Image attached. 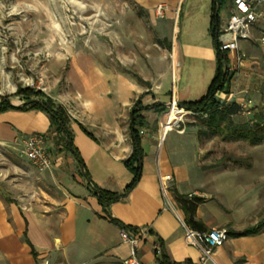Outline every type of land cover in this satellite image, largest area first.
<instances>
[{
    "label": "crops",
    "instance_id": "obj_1",
    "mask_svg": "<svg viewBox=\"0 0 264 264\" xmlns=\"http://www.w3.org/2000/svg\"><path fill=\"white\" fill-rule=\"evenodd\" d=\"M132 1L144 9L157 3L166 4L164 17L168 21L173 18L174 8H178V23L171 42L177 66L172 95L178 102L191 101L186 98L195 82L191 76L194 69L185 68L182 73V56L185 52L194 57V64L205 63L210 68L211 79L215 69V51L209 32L212 0ZM183 3L186 9L195 4L201 12L194 17L188 11L182 14ZM229 7V0L221 6L219 24L226 20ZM180 16L184 19L183 29L178 25ZM263 30L264 20L254 25L250 39L238 42L237 50L226 52L230 78L215 93L219 102L245 104L252 100L249 95L253 96L258 81L255 73L258 60L253 48L262 50L255 38ZM251 40L261 50L251 45ZM91 67L71 75L68 90L47 94L65 107L70 117L72 142L82 164L66 149L54 151L52 168L36 172L40 185L51 189L54 195H48L46 201L32 200L28 204L6 194L0 198V264H44L43 259L46 264H52L55 259L72 264L93 259L122 264V259L128 255L129 247L119 236L122 227L106 217L93 186L121 192L129 183L132 173L123 160L132 150L130 108L140 96L142 105L158 102L166 109L171 95L169 75L157 92H148V87L142 88L128 76L108 75L96 66ZM203 82L200 79L199 89L202 85L206 90L208 84ZM140 114L145 122L137 127L142 153L139 179L122 199L107 208L109 215L122 225L135 230L147 228L138 248L140 264H160L161 253L171 261L201 264L198 247L184 239L180 222L184 213L172 196L173 207L165 203L158 172L171 175L169 186L175 194L202 198L193 213L196 227L190 228L226 230L227 239L213 250L211 260L204 264H264V219H258L259 207L263 205L262 187L260 182L257 185L251 181L256 174L246 170L204 169L195 124L183 123L161 136L162 111L148 108ZM48 128L49 119L40 110L0 112V143L13 142L27 133L42 134ZM52 137L46 139L49 148L53 147ZM257 226L255 232L244 233ZM155 246L161 249L160 254L155 253Z\"/></svg>",
    "mask_w": 264,
    "mask_h": 264
},
{
    "label": "rangeland",
    "instance_id": "obj_2",
    "mask_svg": "<svg viewBox=\"0 0 264 264\" xmlns=\"http://www.w3.org/2000/svg\"><path fill=\"white\" fill-rule=\"evenodd\" d=\"M158 4L164 6L161 16L154 13ZM166 9L164 3L144 9L132 0H0V100L8 98L12 104H22L26 98L16 94L18 88L44 94L68 90V78L89 66H96L108 75L128 76L142 88L148 87V92H157L169 75L171 98L177 73L171 42L178 23V8H174L169 21L164 17ZM187 11L191 17L201 12L197 5L186 9L183 3L181 13ZM179 20L178 25L183 29V17ZM249 42L257 47L254 40ZM253 50L258 60L255 71L258 81L253 96L249 95L252 100L238 103L240 111L230 117V122H217L213 130L200 134L198 143L202 147L204 169L246 170L256 174L251 181L262 187L263 205L258 210L261 221L264 219V49ZM182 58V73L185 68L194 69L191 76L195 82L186 99L196 100L205 91L202 85L199 89L200 79L208 84L210 68L202 61L194 64V57L185 52ZM168 112H162L161 121ZM178 118L174 113L170 123ZM207 120L206 114L189 112L181 117L179 126L192 123L203 130ZM255 123L262 134L237 136L238 128L244 131ZM36 172L37 168L23 154L20 138L0 143V198L6 194L25 204L32 200L46 201L48 195H54L53 191L40 185ZM42 263L47 261L43 259ZM52 264L72 263L55 259ZM83 264L107 262L93 259Z\"/></svg>",
    "mask_w": 264,
    "mask_h": 264
},
{
    "label": "trees",
    "instance_id": "obj_3",
    "mask_svg": "<svg viewBox=\"0 0 264 264\" xmlns=\"http://www.w3.org/2000/svg\"><path fill=\"white\" fill-rule=\"evenodd\" d=\"M227 0H212L210 5V22H209V32L212 39V45L215 51V69L214 73L207 85V88L204 94L192 101H179L178 104L183 106L190 112L193 113H203L207 115V126L201 130L197 129L198 137L200 134H204L207 130H213L215 124L220 121H228L230 122V117L240 111L239 104L235 102L224 103L219 102L215 98V93L221 89L223 84L230 78V72L228 70V59L226 55V51L221 50L219 48V42L217 40L218 36V26H219V11L221 6ZM16 94H22L26 100L22 104L14 105L12 104L8 98H2L0 100V112L8 110V109H16V110H28V109H36L44 112L49 119V128L46 132L42 133L44 140L53 136L52 146L47 147L50 157H52L54 151H58L61 149H66L72 153L75 157L76 161L79 164H82L81 158L78 155V151L72 142V133L69 129L68 122L70 117L61 104L54 102V100L40 91H33L29 88H18ZM40 95L42 98L39 99L36 96ZM152 108L155 112H163L165 110V105L163 103H153L151 105H142L140 102V96L133 102L130 112H129V135L132 141V150L130 154L123 160L124 165L128 168V170L132 173V177L129 183L121 192H112L109 190H105L99 188L97 186H93V193L96 195L98 203L102 206L106 217L120 225L122 228L127 229L129 231L135 230L132 227L124 226L118 220L111 217L107 211L108 206L115 201L122 199L128 191L137 183L140 171H141V148L139 144V136L137 127H140L144 124L145 119L140 114V111L143 109ZM258 124L255 123L244 131H241V128H238V137H244V133H249L254 137V135L262 134L263 131L257 130ZM237 129H234V131ZM254 141L255 138H252ZM170 192L173 200L175 201L178 209H181L184 213L183 221L187 226L195 228V221L193 220V213L198 203L202 201L201 197L197 196H186V195H178L174 193V190L170 187ZM8 201L11 199L8 198ZM259 226L249 229L244 233L255 232ZM199 230H204L199 228ZM161 253V249H160ZM159 253V254H160ZM32 254L35 256L36 253L32 250ZM160 264H186L187 261L184 262H176L171 261L165 256V254L161 253V258L159 259Z\"/></svg>",
    "mask_w": 264,
    "mask_h": 264
},
{
    "label": "built area",
    "instance_id": "obj_4",
    "mask_svg": "<svg viewBox=\"0 0 264 264\" xmlns=\"http://www.w3.org/2000/svg\"><path fill=\"white\" fill-rule=\"evenodd\" d=\"M229 2L230 7L227 18L223 23L219 24L217 29L219 48L226 52L237 50L238 42L240 40L250 39L252 37V28L254 25L264 20V0H229ZM163 7V5L158 4L154 8V13L161 16L163 13ZM255 41L262 49L264 48V30L260 32L257 38H255ZM233 94L234 92L232 93V96ZM165 110L167 112L173 111L175 114L179 115V118L162 131L159 128V134L161 136H163L167 130L173 127H179L181 117L190 112L183 106H180L173 95L166 105ZM164 120L168 122L169 117L165 116ZM20 140L24 156L34 167L39 170H50L52 168V157L49 155L46 142L41 133L32 132L23 134L21 135ZM171 179L172 177L170 174H160L158 172L160 192L165 203L172 206L171 195L169 192V182ZM180 222L184 228L185 241L188 244L198 247V262L201 264L211 260L213 250L216 247L221 246L228 237L224 228L211 227L207 230H194L187 226L181 219ZM146 232V227L137 228L133 231L124 228L120 229V239L129 247L128 255L122 259V264H140L138 248L140 241ZM154 251L156 254H159V246H155Z\"/></svg>",
    "mask_w": 264,
    "mask_h": 264
},
{
    "label": "bare ground",
    "instance_id": "obj_5",
    "mask_svg": "<svg viewBox=\"0 0 264 264\" xmlns=\"http://www.w3.org/2000/svg\"><path fill=\"white\" fill-rule=\"evenodd\" d=\"M173 114H174L173 111H172V112H168V114H167V116L169 117V121H168V122H166V121L164 120V118H163L162 123H163V127H164V128H166L169 124H171L170 121H171V117H172ZM164 128H163V129H164Z\"/></svg>",
    "mask_w": 264,
    "mask_h": 264
}]
</instances>
